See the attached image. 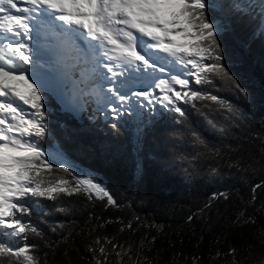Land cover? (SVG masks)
Here are the masks:
<instances>
[{
	"label": "snow or ice",
	"instance_id": "snow-or-ice-1",
	"mask_svg": "<svg viewBox=\"0 0 264 264\" xmlns=\"http://www.w3.org/2000/svg\"><path fill=\"white\" fill-rule=\"evenodd\" d=\"M257 63L264 71V0H0V264H40L31 234L43 235L44 216L68 211L50 209L47 200L62 204L83 194L117 204L81 156L130 144L138 178L148 139L203 146L180 157L189 167L219 156L204 139L215 125L189 119L191 112L210 99L233 123L246 120L256 103ZM218 86L238 104L220 98ZM102 127L109 136L123 130L128 144L99 142ZM54 172L71 179L53 181ZM218 197L228 199L213 193L205 207ZM63 227L49 226L53 233ZM111 247L122 255L119 244ZM88 250L95 264H106L96 248Z\"/></svg>",
	"mask_w": 264,
	"mask_h": 264
},
{
	"label": "trees",
	"instance_id": "trees-1",
	"mask_svg": "<svg viewBox=\"0 0 264 264\" xmlns=\"http://www.w3.org/2000/svg\"><path fill=\"white\" fill-rule=\"evenodd\" d=\"M254 51L258 58V42ZM255 73L256 103L247 109L246 120L233 123L210 99L196 102L189 119L212 121L215 129L204 139L220 154L199 157L191 167L180 157L205 152L203 146L148 139L142 152L144 173L138 178L127 135L122 130L118 136H109L108 129L100 128L99 142L113 140L128 148L108 155H84L78 162L97 170L117 204L109 205L102 197L89 200L83 194L64 196L62 204L47 200L50 209L68 211L44 216L43 235L31 234L40 264H95L89 246L97 249L96 258L106 264H264V89L260 87L264 71L258 63ZM204 90L216 94L212 88ZM218 90L220 98L238 104L226 86ZM58 116L67 119L65 114ZM48 178L71 179L62 172ZM256 185L261 187L253 200ZM219 192L228 199L218 197L210 208L205 207L212 194ZM188 216L193 219L188 221ZM60 222L64 227L51 232L49 226ZM112 244L121 246L116 250H122L121 256L115 255ZM101 245L108 249L106 256L99 252Z\"/></svg>",
	"mask_w": 264,
	"mask_h": 264
}]
</instances>
